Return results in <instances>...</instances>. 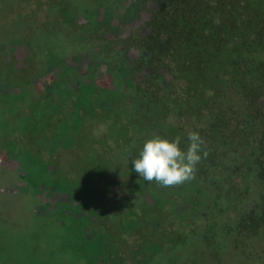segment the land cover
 I'll return each instance as SVG.
<instances>
[{
	"label": "rangeland",
	"instance_id": "374dc122",
	"mask_svg": "<svg viewBox=\"0 0 264 264\" xmlns=\"http://www.w3.org/2000/svg\"><path fill=\"white\" fill-rule=\"evenodd\" d=\"M31 2V6L25 3L27 10L18 12V0H0V124L5 132L30 129L34 134L30 142H35L36 134L43 136L41 126L32 125V117L17 120L10 113L15 109L23 113L47 99V110L53 116L62 115V105L68 106L60 99L69 98L75 126L81 125L82 113L85 119L81 132L94 133L85 134L82 142L77 139L67 152L65 149L53 159L49 155L50 147H54L50 135L41 139L39 153L30 152L24 141L10 152L5 146L9 133L0 137V152L4 149L0 157V239L11 250L32 254L33 261L38 255V264H62L63 259L70 264H194L191 256L188 259L182 252L177 254V245L188 253L199 242V229L210 232L212 223H228L239 210L235 206L241 204L240 193L245 194L244 205H251L257 197L252 174L240 155L230 152L233 144L223 140L225 144L217 148L216 164L208 171L216 198L209 195L210 203L203 208L199 199L181 204L177 186L144 181L132 163L143 143L159 135L168 139L179 136L189 145L188 133H199V127H207L208 112H202L205 108L198 109L197 104L195 109L193 103L185 106L183 82L172 80L166 66L154 71L155 78L151 79L160 89L148 85L146 74L140 85H147L148 91H140L135 82L149 70L140 63L134 68L138 57L146 53L142 49L132 48L121 56L117 48L111 51L113 58L106 49L110 43L97 44V53L96 44L82 38L94 30L113 32L121 38L133 31L143 34L148 29L144 18L154 11L157 1ZM49 9L52 18L58 16L52 31L42 25L36 39L30 37L25 40L27 44H18L28 25L21 29L17 17L32 15L33 26ZM72 26L77 28L75 32H69ZM31 48L35 50L34 59ZM168 64L172 71L177 69L171 59ZM26 65L29 67L20 69ZM110 90L113 94L108 100ZM230 91L235 99L241 97L236 110L239 113L246 99L237 89ZM106 100L122 113L118 119L127 122L126 131L118 123L114 137L107 134L112 114L102 109ZM259 101L264 104V94ZM92 134L96 147L88 137ZM192 181L195 179L183 185ZM250 186L252 191L248 192ZM223 238L222 248L203 255L207 264H264L261 237Z\"/></svg>",
	"mask_w": 264,
	"mask_h": 264
},
{
	"label": "trees",
	"instance_id": "16d2710c",
	"mask_svg": "<svg viewBox=\"0 0 264 264\" xmlns=\"http://www.w3.org/2000/svg\"><path fill=\"white\" fill-rule=\"evenodd\" d=\"M235 2L161 0L160 8L151 17L156 23L155 29L141 40L150 43L149 53L153 59L159 55L176 59L177 74L190 77L195 91L200 86L206 88V95L196 104L198 109L205 108L202 112L209 115L207 127H199L207 155L201 153L195 181L191 185H177V198L181 204L199 199L203 208V204L210 203L208 196H213L215 190L208 171L216 164L217 148L221 143L233 144L230 152L240 155L255 182L257 197L251 205H244L245 194L240 193L243 198L238 200L241 204L235 206L239 208L236 216L223 225L212 223L210 232L199 229V242L190 252H182L186 257H198L196 264H207L201 257L222 248L224 235L233 239L259 236L264 242V104L255 100L264 91V57H261L264 55V13L256 18L260 29H252L249 38L243 37L235 28L237 15L230 13L237 6ZM154 31L156 38H152ZM224 74H227L225 79L222 78ZM238 86L243 89L241 92L245 93L246 99L245 108L239 113L236 110L241 97L235 99L230 91ZM180 147L186 150L188 144L182 140ZM249 191H252L251 186ZM0 243V255L3 252L5 264L23 262V258L12 254L3 238Z\"/></svg>",
	"mask_w": 264,
	"mask_h": 264
},
{
	"label": "flooded vegetation",
	"instance_id": "af4514ba",
	"mask_svg": "<svg viewBox=\"0 0 264 264\" xmlns=\"http://www.w3.org/2000/svg\"><path fill=\"white\" fill-rule=\"evenodd\" d=\"M18 1H19V3L17 4L18 5V7H17L18 12H20L22 8H26V10H27L25 3L30 4L29 6H31L33 4L31 2V0H26V1L18 0ZM156 1H157V5H156V8L154 9V11H157L161 5V0H156ZM235 4H237V6L233 9H231L230 13H232L233 15H237L236 27H235L236 31H238L241 36L249 38L251 36V32L253 31L252 29H260L258 23L256 22V18H258V16L261 15L262 13H264V0H236ZM134 7H133V9H134ZM29 9H30V7H29ZM154 11H152L148 15V17H146V19L144 18V23L146 24L148 29L143 34H139L138 32L133 31V32H130V34L127 35L126 37L121 38L120 36H118L117 34H115L113 32L105 34L104 32H97L98 30L97 31L94 30L90 33L87 31V33H84V37H82V38H84L83 39L84 41L91 43V45L94 43L96 44L97 48L95 49V52L100 51V48L97 46V44L99 46H102L105 43H110L108 45V47L106 48L107 51H109V52H111V51L115 52V50H117V48H120L121 56H124L125 51L127 52L132 48H138L140 50L142 49L143 51H145L146 53H144L143 55L138 57L139 59L136 60V62H135L136 64L134 65V68H135V66L137 64L139 65V63H140L141 65H143L149 69L147 72L144 73V75H142L140 77L139 80H137L135 82L136 86L138 87V89L140 91H145L147 88V85H146L147 83L145 84L146 86L140 85V83H141L140 80H146L147 79L148 76L146 74L149 75L148 85H150V83L152 84V82H153L151 79L155 78L153 72L156 70L159 71L161 68H163V66H166L168 68V70L171 72V76H172L171 79L172 80L177 81V84L179 82H183V84H181V93L185 94L183 100L186 103H193V104L201 102L202 101L201 98L206 95V93L204 92L206 90V88H204L203 86H200V89L198 91H195V86L191 84L192 82H191L190 77L187 78L183 75L182 76L178 75L177 74V73H179L178 68L175 71H172L170 69V65L168 64L169 60L171 59L172 61H174L177 64L176 59H173L172 56H169V58H168L169 60H168V59H165L162 55L161 56L159 55L157 57V59H153L149 53L150 43H142L141 42V40L144 38V36L148 35L156 25V23L151 20V17L153 16ZM33 13L36 14V12H33ZM115 13H117V12L115 11ZM51 14H53L52 10L49 9L48 13L45 14V16H43V18H41V20L37 21V24H34L33 26H31L32 22H33V19L31 17L32 15H28V14H24L21 16L19 15L15 21L21 25V29L23 27H25L26 25H28V27L32 28V33L30 30H28L29 29L28 27L25 28L23 35L21 37H19V35L17 36V37H19L18 38L19 39L18 44L26 42L25 40H29L28 38H30V37H31V40L34 38V36L36 39V37L38 35V29L40 27H42V25H47V27H49L50 31H52L54 26L57 24V22H55L54 20L58 16H55L52 18ZM20 19L22 20L21 22H19ZM253 22H254V26L252 25ZM21 29H20V31H21ZM76 29H77L76 27L72 26L70 28L69 32H75ZM18 33H21V32H18ZM162 35H164V34H162ZM154 37L156 38L155 31H154L152 38H154ZM27 43L28 42H26V44ZM23 44L25 45V43H23ZM117 44H119V47L117 46ZM33 46H35V40L32 43V47ZM33 51H35V50H33L31 48V57L32 58H33L32 54H34ZM246 52H248V50H246ZM111 53H112L113 58H115L113 52H111ZM105 54H106V51H105ZM35 56L38 57L39 54H37V52H35ZM261 57H264V55H262ZM127 58L128 57L126 56L125 59H127ZM131 60H133V59H131ZM131 63L133 64L132 61H131ZM28 67L29 66L26 65L25 67H20V69H26ZM225 76H227V74H224L222 76V78L225 79ZM152 85H154L156 87V84H152ZM177 87H178V85H177ZM156 88H159V87H156ZM231 89H237L238 91H240V96H242V97L245 94V93L243 94L241 92L243 89H239V86H238V88L232 87ZM147 91H148V88H147ZM110 92H111V90H110ZM151 93H152V97H154L153 92H151ZM110 94L111 95H109L108 100L112 97L113 93L111 92ZM263 94H264V91L262 94H259L257 99H255L260 104H263L262 102L259 101L260 96ZM108 100L105 101V105L103 106L102 109H105L106 112L112 114L111 116H109L110 117V121H109L110 122V124H109L110 129L107 131V134L110 137L111 136L114 137L115 127H116L117 131L119 128L118 123H119V125H121V129L124 131H126L128 127H127L126 121H122L121 119H118V117L121 116L122 113L119 111H116L117 108L114 105H110L108 103ZM60 101L66 103V104L63 103L65 106L66 105L68 106V108H64V106L62 105V107H63L62 115L56 114L57 116H53L54 114L47 110L48 107H47V105H45V103H49L47 99L43 100L42 102L40 101L39 103L37 102L35 106H30L29 109L25 110L23 113H20V111L16 110V109L13 111L14 112L13 114L10 113V115H12L15 119H17V118L18 119H20V118L28 119V118L32 117V119H33L32 125L41 126V133H43L42 138H47L46 136L50 135L49 139L54 140V147L53 148L50 147V151H51L50 153L51 154H49L52 159L55 156H60L61 154L65 153V152H63V150H65V149L67 152L70 149L71 145H73L74 143L77 142V139L82 142L83 139H85L87 137L85 134H91L93 132V130H91L87 133H84V131L81 132V130H82L81 126L84 124V119H85L82 116V113H81V117H82L81 125L75 126L76 121L74 119L76 117H73L69 111V110H72L71 108H69L70 103H71V100L69 98H63V99H60ZM62 102H60V103H62ZM73 107H74V104H73ZM195 107H196V105H193V109H195ZM87 114H88V116L92 115L89 112ZM60 118H61V120H60ZM3 123H5V122H3ZM72 125H74L75 127L73 126L71 128ZM58 126H59V131H58ZM60 128H62V130H61L62 136L60 135V132H61ZM80 128H81V130H80ZM48 129H51L50 131H52V134H50V132H48ZM29 130L25 131V132H21V131H18V129H13V131L7 130V132H5L3 125L0 124V137H3V135L5 133H7V134L9 133L7 135L8 139H7V143L5 142V146L9 147L8 151H10V152L13 150H16V145H18L19 141L20 142L24 141V142H27L28 146L31 148L30 152L39 153L42 151L41 143L43 142V140H41L42 138L39 137L38 134H36L37 139H35V142H30V138H31L30 135L32 137H34V134ZM69 137L71 139H69ZM88 137H92V140L90 143L92 144L93 147H96V143H95V140L93 138V134H92V136L88 135ZM70 140H71V143H70ZM66 145H68V146H66ZM3 150L0 152V157H2L1 155H2ZM53 222H55V221H53ZM182 247H179V245H177V254H180V252H183ZM11 251H12V254L17 255L20 258H23V262H20L19 264H31V263L32 264H38L36 261L39 258L38 255H36L37 256L36 260L33 261L32 260V254H30V253L22 254L21 251L15 250V249H13ZM187 258L189 259L188 256H187ZM192 259L194 260V264H196V262H197L196 260L198 259V257L197 258L194 257ZM63 261H64V263H63ZM63 261L61 262L62 264H70V260L63 259ZM0 264H5L3 252L0 255ZM41 264H43V262H41Z\"/></svg>",
	"mask_w": 264,
	"mask_h": 264
},
{
	"label": "clouds",
	"instance_id": "9594fccd",
	"mask_svg": "<svg viewBox=\"0 0 264 264\" xmlns=\"http://www.w3.org/2000/svg\"><path fill=\"white\" fill-rule=\"evenodd\" d=\"M189 145L180 147L181 138L168 139L154 135L143 143L139 157L132 160L134 171L146 182L155 181L162 187L181 185L195 178L203 156L204 140L196 131L188 133Z\"/></svg>",
	"mask_w": 264,
	"mask_h": 264
}]
</instances>
